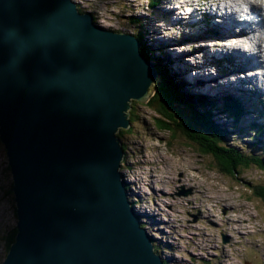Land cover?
Instances as JSON below:
<instances>
[{"label":"water","instance_id":"water-1","mask_svg":"<svg viewBox=\"0 0 264 264\" xmlns=\"http://www.w3.org/2000/svg\"><path fill=\"white\" fill-rule=\"evenodd\" d=\"M140 48L73 0H0V142L16 215L0 264H164L121 173L118 132L157 77Z\"/></svg>","mask_w":264,"mask_h":264},{"label":"rangeland","instance_id":"rangeland-1","mask_svg":"<svg viewBox=\"0 0 264 264\" xmlns=\"http://www.w3.org/2000/svg\"><path fill=\"white\" fill-rule=\"evenodd\" d=\"M74 1L79 10L91 13L95 22L104 28L136 35L144 28L141 23L152 18L150 13L161 25L159 30L165 32L167 20L160 17L163 11L149 6L148 0ZM141 34L145 40L144 33ZM180 39L184 45L179 49H191L192 39H182L181 34ZM143 42L151 51L149 62L155 68L154 62L163 59L158 53L159 43ZM228 62L231 64L230 60ZM170 66L174 69L167 68L165 74L169 75L170 70L180 76L182 81L178 88L184 98L182 104L173 107L175 117L167 119L159 114L160 99L155 104L132 101L130 128L119 136L124 147L121 173L131 206L138 212V219L152 238L156 254L165 264H264V203L254 192L255 187L264 188V171L252 165L241 169L234 177L224 174L217 161L204 154L199 144L182 130L177 119L178 111L188 117L189 122L194 112L205 113L215 126L225 130L224 138L229 144L237 146L240 152L260 155L264 159V107L255 112L251 104L254 98L250 97L244 102L249 111L237 120L225 118L224 110L231 106L223 104L217 114L210 111L208 102L204 107L196 104L192 111L185 100L194 96L206 99V94L192 89L175 63ZM157 82L155 80L152 92ZM153 95L151 93L149 98ZM257 123L263 127L261 135ZM194 126L196 136L206 133L199 125ZM11 186V173L0 142V263L5 257L2 237L16 224ZM182 190H189V193L177 195ZM237 220L242 221L240 226L233 222ZM223 237L228 238L226 242L222 241Z\"/></svg>","mask_w":264,"mask_h":264},{"label":"bare ground","instance_id":"bare-ground-1","mask_svg":"<svg viewBox=\"0 0 264 264\" xmlns=\"http://www.w3.org/2000/svg\"><path fill=\"white\" fill-rule=\"evenodd\" d=\"M166 1L167 0H157L153 8H157L159 11H163L160 17H164L167 20V23L164 24V27H170L172 23L178 24L179 21L177 20V18L173 19V10L165 8L164 4L166 3ZM216 1V8L220 10V14L218 16L219 22L217 23V26L219 28L215 27L212 24V21H210L209 26L211 28L218 29L219 33L212 32L209 34L208 37H224L222 39L223 42H229L230 44H232L230 45L229 49H223L224 52L226 50H230L228 54L229 56L225 54L227 58H221V61L218 65H211L205 60L199 65L195 64V67H193V64H191L189 61H185L186 58L184 57L186 55L191 54L197 48L192 49L191 46V49H188L186 52H178L175 48V44H172L171 39L168 35L159 36L161 33V31L159 30V26L161 25H158L156 16H151L150 13L148 15L152 18H150L148 21H143L141 23L144 27L142 28V32L145 35V40L147 42L149 40L159 43V49L164 50V56L168 57L170 60H173V64L175 63L176 67L180 68L178 71L182 74L183 77L187 78V82L190 84L191 88H194L195 90H201L203 93L206 94V98H208L210 101H207L209 103V108H211L210 111H215L213 113L217 114V111L222 110L221 105L223 104L224 106L227 99H236L237 102L240 103L239 107L242 108L244 115L245 112L249 111L248 107L244 105V102H246L250 97L254 98V101L251 104L255 112H258L260 109V96L263 90L262 87L264 84V79L262 77H256V71L252 67L257 66L258 61L255 50L250 51L253 45L252 37L250 34L252 32L253 26H256L257 24L263 25V15L260 9L258 8L255 0H241V2H238V0ZM181 3H184V1H182ZM241 3H245L246 10L242 9L243 13H238L235 7L240 8ZM242 14L253 16L252 19L255 20L254 24L250 21H240V16ZM169 17L170 22L168 21ZM206 17L211 20L215 18L214 13L212 11H208ZM185 20L188 21V17H186ZM164 29L169 30L168 28ZM260 30L263 31L264 28H261ZM197 32L204 36V34L206 33L204 30V26L199 25L198 30L191 33L190 39H192L194 33ZM147 35H151L152 37L149 38ZM222 40L220 42H222ZM193 41H196V38H194ZM188 43L190 44V41ZM179 44H184L183 40H180ZM243 44L244 46L241 47ZM154 45L156 44L154 43ZM191 56H195V54ZM202 56L203 58H205V54H202ZM229 60L231 61V64H229ZM211 66L214 69L213 75H211L210 72H207V69H209V67ZM195 69L198 70L196 77L193 75ZM203 70L206 71L203 72ZM243 72L245 76L244 78H241V73ZM228 73H231V76H228ZM159 80V77H157L156 82H159ZM157 84L155 83V86L158 87ZM154 92H152V94H154ZM236 95H239V97L244 98L239 99ZM221 120L223 121V119ZM135 212L136 215L139 216L138 212ZM233 222L236 226H238L242 221L240 222V220H237Z\"/></svg>","mask_w":264,"mask_h":264},{"label":"trees","instance_id":"trees-1","mask_svg":"<svg viewBox=\"0 0 264 264\" xmlns=\"http://www.w3.org/2000/svg\"><path fill=\"white\" fill-rule=\"evenodd\" d=\"M156 2L157 0H150V6H153ZM93 20L95 21L94 18ZM138 32L139 33L136 34L135 37L141 44L140 52L149 61H151V51H149L148 48L144 46L143 41L145 40L142 37V32ZM159 59L161 61L153 62L155 65V70L157 74H159L158 76H161L159 77L160 80L157 84L158 87L156 88L153 97L149 99L148 103L155 104V101L157 99H160L157 107L158 112L159 114L169 119L171 117H175V110L173 109V107L182 104L184 98L183 94L178 88L180 81L179 78L176 77L175 72L168 73L169 75H172L171 78L169 77V75H166L165 73L167 71V67L163 64L162 59ZM207 100L208 102H210L208 98ZM207 100L205 98H202L201 96H194L187 98V100L185 101L188 105H190L191 110L194 111L196 104H200L204 107V103H206ZM224 112L225 118L233 117L236 118V120L243 115V110L239 107L238 104H236V106L233 105L230 108H226ZM177 116V119L180 120L182 130L196 143L199 144L200 149L204 154L212 156L217 161L219 169L224 174L234 177L237 172H240L241 169L249 168L252 165H255L257 168L264 171V159L260 155H249L240 152L236 148L237 146L235 147L234 145L229 144L224 138L225 130L215 126V124L212 122V120L207 114L198 111L194 112L193 115L190 117L192 119V122H189L188 117L183 116V114L179 111L177 112ZM194 124L199 125L206 133H204L203 135L202 133H200L201 136H196L195 133L197 132V130ZM158 126L161 127L164 125L158 124ZM262 128L263 127H261V131L259 133L260 135L263 131ZM122 132L123 130H120L118 132V135L121 136ZM207 140H209L210 143ZM254 192L264 203V188L259 186L255 187ZM15 232L16 229L14 225L11 229H8L2 237L5 254L7 253L10 244L14 240ZM163 263L165 264L164 260Z\"/></svg>","mask_w":264,"mask_h":264},{"label":"clouds","instance_id":"clouds-1","mask_svg":"<svg viewBox=\"0 0 264 264\" xmlns=\"http://www.w3.org/2000/svg\"><path fill=\"white\" fill-rule=\"evenodd\" d=\"M76 3V2H75ZM79 10V9H78ZM80 12H84V11H81V10H79ZM146 58V57H145ZM152 63V62H151ZM156 71V70H155Z\"/></svg>","mask_w":264,"mask_h":264}]
</instances>
